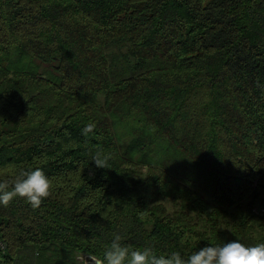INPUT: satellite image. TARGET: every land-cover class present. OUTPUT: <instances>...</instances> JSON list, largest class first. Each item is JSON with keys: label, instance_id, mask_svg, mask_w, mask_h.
<instances>
[{"label": "trees", "instance_id": "obj_1", "mask_svg": "<svg viewBox=\"0 0 264 264\" xmlns=\"http://www.w3.org/2000/svg\"><path fill=\"white\" fill-rule=\"evenodd\" d=\"M22 167L53 194L0 205V264L264 243V0H0V174Z\"/></svg>", "mask_w": 264, "mask_h": 264}, {"label": "clouds", "instance_id": "obj_2", "mask_svg": "<svg viewBox=\"0 0 264 264\" xmlns=\"http://www.w3.org/2000/svg\"><path fill=\"white\" fill-rule=\"evenodd\" d=\"M94 124H87L82 132H93ZM108 156L101 151L94 153L89 161L98 168H110ZM53 194V181L41 167L20 168L11 174H0V205L7 207L13 199L26 200L33 209L39 208L43 200ZM123 237L114 233L105 248L102 257L88 256L91 264H264V243L245 245L238 239L222 245L208 244L183 257L179 251L157 255L154 250L145 247L142 250H130L121 241ZM80 264H89L85 255L79 257Z\"/></svg>", "mask_w": 264, "mask_h": 264}, {"label": "built area", "instance_id": "obj_3", "mask_svg": "<svg viewBox=\"0 0 264 264\" xmlns=\"http://www.w3.org/2000/svg\"><path fill=\"white\" fill-rule=\"evenodd\" d=\"M5 249H6L5 242L0 237V253H3L5 251Z\"/></svg>", "mask_w": 264, "mask_h": 264}, {"label": "water", "instance_id": "obj_4", "mask_svg": "<svg viewBox=\"0 0 264 264\" xmlns=\"http://www.w3.org/2000/svg\"><path fill=\"white\" fill-rule=\"evenodd\" d=\"M88 256H90V255H86L85 259L89 261V264H91L90 258Z\"/></svg>", "mask_w": 264, "mask_h": 264}, {"label": "rangeland", "instance_id": "obj_5", "mask_svg": "<svg viewBox=\"0 0 264 264\" xmlns=\"http://www.w3.org/2000/svg\"><path fill=\"white\" fill-rule=\"evenodd\" d=\"M78 259H79V257H78Z\"/></svg>", "mask_w": 264, "mask_h": 264}]
</instances>
